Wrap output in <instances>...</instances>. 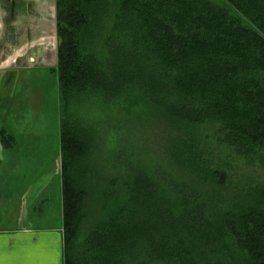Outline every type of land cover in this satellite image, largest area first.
<instances>
[{
  "label": "trees",
  "instance_id": "obj_1",
  "mask_svg": "<svg viewBox=\"0 0 264 264\" xmlns=\"http://www.w3.org/2000/svg\"><path fill=\"white\" fill-rule=\"evenodd\" d=\"M220 1L54 0L62 110L142 103L177 124L218 125L234 158L264 166V0ZM91 130L61 118L63 264H264V180L230 189L229 169L185 141L170 154L192 180L119 162L81 236L91 193L76 176L89 171Z\"/></svg>",
  "mask_w": 264,
  "mask_h": 264
},
{
  "label": "rangeland",
  "instance_id": "obj_2",
  "mask_svg": "<svg viewBox=\"0 0 264 264\" xmlns=\"http://www.w3.org/2000/svg\"><path fill=\"white\" fill-rule=\"evenodd\" d=\"M212 1L221 4L220 0ZM35 4L37 5L35 14L30 15L32 21L39 25L42 22L48 25L49 8L51 4L54 5V0H38ZM50 11L53 12V10ZM14 13L20 17L23 12L15 9ZM43 48L49 53L45 55L44 62L39 63L38 58L37 60L29 58L30 66L18 65V69L10 68L0 72V126L3 127V133L6 136L14 137L16 144L20 141L17 140L18 134L28 133L30 127L31 133L47 143L49 157L53 156L52 150L57 146L63 115L70 116L92 129L94 139L91 141V157L81 160L89 167V171L82 172V169H79L81 172L76 176L85 174L82 176V182L79 181L76 185L86 187L91 193L86 201L81 236L85 234L86 226L98 219L100 215L98 194L109 187L105 183L109 182L112 176L121 172V169L116 167L119 162L135 161L144 168L159 166L172 181L181 178L185 179V182L192 180L190 173L173 162L174 158L170 151L175 142L192 143L201 153L202 159L212 167L219 163L225 165L223 167H226V170L229 169L230 181L232 179L230 189L234 187L245 189L247 181L253 183L264 180V166L256 160L255 167L244 166L243 160L234 158L229 150L217 142L218 125L214 123L194 126L177 124L166 119L150 106L139 103L135 107L128 108L123 100L103 103L97 98H89L78 104L70 103L66 112L62 110L54 67L56 63L53 65L54 34L36 37L29 50L24 47L22 50L15 51V56L12 54L14 57L11 55V58L6 57L3 67L10 66L8 64L11 62L15 63L17 57H25L27 60L28 54L37 56ZM6 159L0 162V183L3 182L1 186L6 187L3 194L8 193L10 196L6 194L0 204V230L12 228L15 219L22 213V211L19 213L16 207L17 193L12 194L9 191H14L12 181L15 187L16 182L18 185H24L32 179V165L27 162L19 165L20 171L28 177L20 176L16 180L13 179L10 173L11 164L6 163ZM49 162L48 158H44L40 163L34 162L33 165L37 166V173H39L44 168L50 169L53 163ZM58 165L60 167V162ZM60 181L61 174L56 178V182L60 183ZM9 183L10 185H5ZM102 184H105L104 188ZM51 191L48 193L50 202L43 207L51 219L50 222L54 223L57 216L56 204L52 196L55 195L54 185ZM58 217L59 219L61 217L62 222V196L61 213H58Z\"/></svg>",
  "mask_w": 264,
  "mask_h": 264
},
{
  "label": "crops",
  "instance_id": "obj_3",
  "mask_svg": "<svg viewBox=\"0 0 264 264\" xmlns=\"http://www.w3.org/2000/svg\"><path fill=\"white\" fill-rule=\"evenodd\" d=\"M37 1L0 0V72L10 68L18 69V65L30 66L29 58L36 60L38 58L39 63L44 62L45 55L49 54L45 48L39 51L37 56L28 54L27 60L25 57H17L15 63L11 62L8 64L10 66L3 67L6 57L11 58L15 51L22 50L24 47L29 50L36 37L52 34L55 38L53 60V65H55L57 42L54 5L51 4L49 8L48 25L43 22L39 25L33 22L30 17L31 13L35 14ZM15 9L23 12L20 17L14 13ZM27 92L29 93V91ZM2 128L0 126V162L7 158L6 163L10 162V173L15 180L20 176L28 177L20 171L21 166L19 164L25 162L31 164L32 179L25 182L24 185H18L16 182L15 187L14 182L11 183L14 191H9L12 194L17 193L15 197L16 207L19 213L21 211L22 213L15 219L12 228L0 230V264H63L62 222L61 217L60 219L58 217V213H61L62 184L61 181L60 183L56 182V178L61 174L60 136L56 148L52 150L53 156L49 157L47 155V143L42 142L41 138L38 139L36 134L31 133L30 127L28 133L18 134L19 139L17 140H20L18 144H16L13 136L11 139L8 138V142L3 143L1 140ZM44 158H48L49 163L53 164L50 169L45 170L44 168L37 173V166H34L33 163L38 164ZM2 184L4 183H0V192H2V194L0 193L2 195L0 196V204L5 199L4 196L8 194H3L6 187H2ZM5 185H10V183ZM52 185H54L55 190V195L52 196L57 210L54 223L50 222L51 219L43 207L50 202L48 193L52 192Z\"/></svg>",
  "mask_w": 264,
  "mask_h": 264
}]
</instances>
